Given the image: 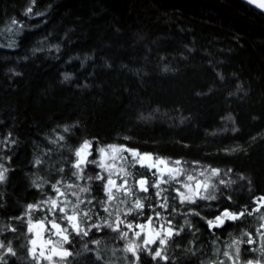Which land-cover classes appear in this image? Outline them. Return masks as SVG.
Listing matches in <instances>:
<instances>
[{
  "label": "trees",
  "instance_id": "trees-1",
  "mask_svg": "<svg viewBox=\"0 0 264 264\" xmlns=\"http://www.w3.org/2000/svg\"><path fill=\"white\" fill-rule=\"evenodd\" d=\"M14 21L13 43L0 41V264H35L27 216L49 217L56 189L84 179L73 165L85 140L93 158L115 144L219 169L216 198L182 203L164 187L163 210L140 191L142 211L162 209L174 232L166 257L134 256L98 225L104 195L91 180L88 234L65 245L63 264H208L234 239L242 262L259 257L263 12L243 0H0V34ZM225 210L247 211L210 227Z\"/></svg>",
  "mask_w": 264,
  "mask_h": 264
},
{
  "label": "rangeland",
  "instance_id": "rangeland-1",
  "mask_svg": "<svg viewBox=\"0 0 264 264\" xmlns=\"http://www.w3.org/2000/svg\"><path fill=\"white\" fill-rule=\"evenodd\" d=\"M20 25V23H12L11 25L5 27L0 34V41L6 46H10L13 43L12 37L14 36L15 31L20 28ZM108 145L115 144L102 145L97 149L101 147L107 149ZM75 151L74 164L78 159L75 155ZM112 156L113 153L111 152V150H107L106 155L102 159L100 153L96 150L95 157L93 158L90 155L88 156V160H95L97 163H88L86 165L82 164L81 169L76 168L77 171L81 173L79 178H81V176H85L84 179L78 178L79 180L78 182H75V184L67 183L66 186L64 185V188H57L59 192H57L56 189L51 198L49 197L50 199L47 200L49 206V217L33 219L30 216H27L26 223L27 232L29 234L28 254L30 258L33 259L35 264H63L66 257L61 259L60 256H52L51 260L47 259L46 257L52 255L51 250L53 248H56L57 251H67L68 253H70V250L65 245L73 244V238L79 237L90 227L87 226L86 223L91 222L92 218L90 217V215L85 216L84 214H88V212L90 210L92 211L94 207H88L89 198L87 192H91L89 191V184L91 180H96L101 184V189L104 195L102 206H100L101 211L104 213L102 214V216H100V221L97 222L98 225L105 226L104 229L107 230L109 236L110 233L116 234L117 239L120 240L126 251H128L127 249L129 247L134 248L135 251H128L134 256H136V254L140 251H145L151 253L155 257H166V248L173 235L174 228L172 221L168 219V214H165L163 211L165 208L163 204L165 203L164 201L167 195H158V191H162L164 187H169L173 191V194H175V196L177 197L178 201L181 202V198L176 190L179 189L180 192L188 194L189 189L183 187V185L189 184L192 189L195 190L196 183L200 182L201 184H208L209 187L207 190L201 187L199 196L195 197V200L206 201L205 199H201L200 197L214 196L211 193L214 181L217 177V175H212L211 173V170L214 168L202 166L198 163L186 164L183 162H181L179 166H176L172 163V161H175L177 159L174 160L164 158L169 161L167 167H180L181 169H183L182 174L177 176L176 179L173 180L169 178L166 171L161 177V172L157 169L141 167L139 163H136L137 158L132 156L131 152L129 151H124L123 153L116 154L115 159H112ZM121 156L124 157V159H121ZM101 162L106 165V168L99 167V164ZM159 167L160 169H164L165 165H160ZM87 169L89 170V173H85ZM132 170L143 171L149 176H134V172H132ZM0 172H3V174L5 172V169L1 166ZM128 173H131V175H128ZM153 173H155V175ZM98 175L103 176L104 179H96ZM188 176H192L194 177V179L189 181L187 179ZM109 178L114 180L116 184V187L111 188V192L114 197L112 200L108 199L109 193L106 190V188L111 187L107 184ZM141 178L147 180L146 187L148 188V191H153L155 195L154 200L158 201L157 205L160 208H163V210L160 209L155 211L154 207L153 209H151L150 206V212L147 214L146 212L142 211V208H135V204L137 201L143 203L144 198H146L145 196L139 195V192H148L143 191L139 188L138 180H140ZM125 181H127L126 184ZM157 183H159V188L153 187V185ZM122 184H124V188H120V185ZM117 188H119V191H117ZM82 189H87V191H82ZM125 189H127L128 191L126 192ZM61 193L63 195H60ZM52 200H56V206L52 205ZM61 208H64L65 211L61 212ZM73 214H76L79 217V228L81 230L80 234H77L75 231H73L67 219L64 218L66 215L70 216ZM149 218L151 220V223H149ZM51 220H55L56 223L60 224L62 229L67 228V232H64L62 234L57 233V230L53 229L51 224L49 223V221ZM41 221H43L44 223V229H41L39 227V222ZM93 225H95V222L93 223ZM128 225H131V228H129ZM139 225H144V228L141 229ZM261 225H264V221L261 223ZM261 225L259 227L263 232H260L258 234L259 240L257 244L259 249V257L255 260H251L254 262V264L256 261H259V264H264V244L261 238V236H263L262 233H264V228H262ZM30 226H32V231H29ZM169 231H171L172 233V235L170 236L168 235ZM137 232L140 233L139 236L136 235ZM37 233H39V235H37ZM157 233H159V235H157ZM64 235L68 236V241L63 240ZM147 239H152L155 242L146 244L145 240ZM161 239L164 240L163 244L160 243ZM33 240H36L35 245L32 244ZM49 240H51V244L48 243ZM249 244L253 245L254 241L252 240V243ZM240 246L241 241L234 239L226 247L225 252L229 254L228 256L224 255V258H220L216 262H211L208 264H247V261L242 262L240 258H237L236 249L238 247L240 252ZM33 250L35 251V256L33 255ZM41 252H43V255H41ZM156 252H160V256H156Z\"/></svg>",
  "mask_w": 264,
  "mask_h": 264
},
{
  "label": "snow or ice",
  "instance_id": "snow-or-ice-1",
  "mask_svg": "<svg viewBox=\"0 0 264 264\" xmlns=\"http://www.w3.org/2000/svg\"><path fill=\"white\" fill-rule=\"evenodd\" d=\"M256 2H257V0H249V3H256ZM258 6L261 7V8H264V3H259ZM31 11H32V9L29 8L28 12H31ZM14 23H15V21H14ZM65 79H67V77H65ZM65 130L67 131V129H65ZM61 139H63V137H61ZM92 143L93 142L90 141V140H85L79 146V148L76 149L75 155H76V157L78 159H77L76 163L73 165L75 168L81 169V165L82 164L86 165L88 163H93V164L97 163L95 160H92V161L88 160V156L91 155ZM107 150H111V152L113 153L112 159L116 158V154L123 153L124 151H129V152H131L132 156L137 158L136 163H139L141 167H147L149 169H157L158 171L161 172V177L164 175V173L166 171L168 176H169V178L175 180L176 177L181 175L182 172H183V169H181L180 167H175V168L167 167L169 161L166 160V159L159 158V157L153 158L152 154H150V153L141 154V153H139V152H137L135 150L126 149V148H124V146L108 145L107 149L103 148V147L97 149V151L100 153L102 159L106 155ZM120 158L124 159V157H122V156ZM37 163H39V161H37ZM172 163L175 164L176 166H179L181 164V161L180 160H175V161H172ZM160 165H165V168L164 169H160V167H159ZM99 167L106 168V165L103 162H101L99 164ZM219 171H220L219 169H212L211 173H212V175H218ZM153 174L155 175V173H153ZM74 175H76V173H74ZM128 175H131V173H128ZM3 179H4V174H3V172H0V181H2ZM96 179L103 180L104 177L98 175L96 177ZM187 179L189 181H191V180L194 179V177L188 176ZM164 182H167V181H164ZM220 182L224 183V181H220ZM126 183H127V181H125V184ZM138 183L140 185V189L141 190L148 191V188L146 187L147 180L141 179L140 181H138ZM107 184L111 186V187L106 188V190L109 193L108 199L112 200L114 197L112 195L111 188L112 187H116V184H115V181L112 180L111 178L108 179ZM153 187L159 188V183L154 184ZM183 187L189 189V193L185 194L184 192H180L179 189L176 190L178 192L180 198H181V202L182 203L183 202L195 203V197L199 196V191H200L201 187H203L205 190H207L209 185L206 184V183L201 184L200 182H197L196 186H195V190H193L192 187L189 184H185V185H183ZM120 188H124V184L120 185ZM82 191H87V189H82ZM117 191H119V188H117ZM125 191L127 192L128 190L125 189ZM57 192H59L58 189H57ZM157 194L159 195V193H157ZM60 195H63V194L61 193ZM200 198L201 199H215L216 197H214V196H203V197H200ZM261 202H264V197H260L258 199V203H261ZM51 203H52L53 206H56L57 202H56V200H52ZM33 207H35V206L29 205V208H33ZM143 207H144V205L142 203H140L139 201L136 202L135 208L141 209ZM256 210L258 211L259 209H256ZM60 211L64 212L65 209L61 208ZM246 211L240 212V213H232V212H229V211L225 210L220 216L216 217L215 221H208V224H209L210 227L222 226L224 224L225 220H238V219H240L241 217H243L246 214ZM74 212H75V209H74ZM247 214L251 215L252 213L251 212H247ZM84 215L87 216V213H85ZM64 218L67 219V221H68L69 225L71 226L72 230L75 231L77 234H80L81 230L79 228V217H78V215H76V214H73V215H70V216L66 215ZM262 219H264V217H262ZM49 223L51 224L53 229L57 230V233L62 234L64 232H67V228H63L62 229L61 225L56 223L55 220H51V221H49ZM149 223H151L150 218H149ZM39 227L41 229H44L43 221L39 222ZM128 227L131 228V225H128ZM139 227L141 229H143L144 225H139ZM261 227L264 228V225H261ZM32 230H33L32 226H30L29 227V231H32ZM83 234L87 235L88 233H87V231H85ZM37 235H39V233H37ZM136 235L139 236L140 233L137 232ZM157 235H159V233H157ZM168 235L169 236L172 235L171 231H169ZM262 235H264V233H262ZM63 240L64 241H68V236L64 235L63 236ZM153 242H155V241L152 240V239L145 240L146 244L147 243H153ZM48 243L51 244L52 243L51 240H49ZM96 243H99V242L97 241ZM160 243L163 244L164 240L161 239ZM234 243H236V242H234ZM248 243H252V240L249 239ZM32 244L35 245L36 244V240H33ZM8 250H9V252L12 251L11 248H9ZM127 250L128 251H135V249L131 248V247H129ZM51 252H52V255L46 257L49 260L52 259V256H60L61 259H63L64 257H67L68 255H70V253H68L67 251H57L56 248H53L51 250ZM236 253H237V258H239V248L238 247L236 249ZM33 255L35 256V251L34 250H33ZM41 255H43V252H41ZM155 255L156 256H160V252H156ZM224 255L228 256L229 254L227 252H225ZM247 264H254V262L249 260V261H247ZM255 264H259V261H256Z\"/></svg>",
  "mask_w": 264,
  "mask_h": 264
},
{
  "label": "water",
  "instance_id": "water-1",
  "mask_svg": "<svg viewBox=\"0 0 264 264\" xmlns=\"http://www.w3.org/2000/svg\"><path fill=\"white\" fill-rule=\"evenodd\" d=\"M243 1H245L246 3L250 4L251 6L255 7L256 9H258V10H260L261 12L264 13V8H261V7L258 6L259 3H264V0H257L256 3H249V0H243ZM141 179H144V178H141ZM141 179H140V180H141ZM140 180H138V181H140ZM138 184H139V183H138ZM139 188H140V185H139Z\"/></svg>",
  "mask_w": 264,
  "mask_h": 264
}]
</instances>
